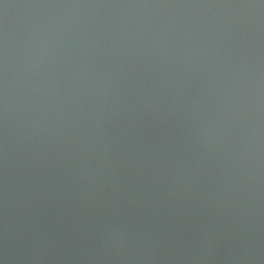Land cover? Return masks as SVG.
I'll use <instances>...</instances> for the list:
<instances>
[{
	"label": "water",
	"instance_id": "1",
	"mask_svg": "<svg viewBox=\"0 0 264 264\" xmlns=\"http://www.w3.org/2000/svg\"><path fill=\"white\" fill-rule=\"evenodd\" d=\"M0 264H264V0H0Z\"/></svg>",
	"mask_w": 264,
	"mask_h": 264
}]
</instances>
